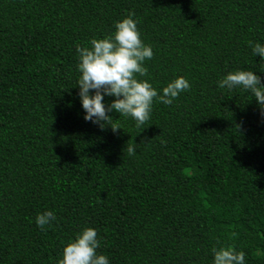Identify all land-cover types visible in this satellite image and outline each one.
Instances as JSON below:
<instances>
[{"label": "trees", "instance_id": "obj_1", "mask_svg": "<svg viewBox=\"0 0 264 264\" xmlns=\"http://www.w3.org/2000/svg\"><path fill=\"white\" fill-rule=\"evenodd\" d=\"M129 13L154 50L147 78L191 88L141 127L113 110V131L84 119L76 45ZM250 40L264 43V0H0V264H58L85 227L111 264H212L225 245L264 264V108L217 84L264 82Z\"/></svg>", "mask_w": 264, "mask_h": 264}, {"label": "clouds", "instance_id": "obj_2", "mask_svg": "<svg viewBox=\"0 0 264 264\" xmlns=\"http://www.w3.org/2000/svg\"><path fill=\"white\" fill-rule=\"evenodd\" d=\"M114 28L113 33L102 38L93 37L84 45L77 43L76 85L85 111L84 119L99 124L101 128L110 125L116 131L121 126L109 115L113 110L120 117H131L136 127H141L150 119L154 103L172 105L182 92L190 90L191 83L181 75L158 89L147 78L146 61L153 58L154 50L142 39L134 13L115 21ZM248 44L253 55L264 60V43L250 40ZM217 84L220 89L229 91L236 88L250 91L264 108V82L257 71H232ZM105 96L115 99L106 105ZM127 151L134 154L136 147L127 145ZM56 219V212L46 209L36 215L35 223L46 230V226L52 227ZM102 243L96 228L85 227L65 244L58 264H111L106 254L97 251ZM212 253V264H246V253L237 251L232 245L213 247Z\"/></svg>", "mask_w": 264, "mask_h": 264}]
</instances>
